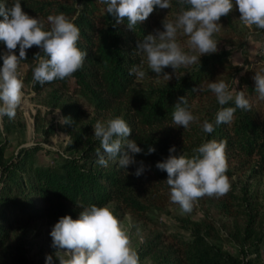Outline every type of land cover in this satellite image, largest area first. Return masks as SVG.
Instances as JSON below:
<instances>
[{"label": "trees", "instance_id": "16d2710c", "mask_svg": "<svg viewBox=\"0 0 264 264\" xmlns=\"http://www.w3.org/2000/svg\"><path fill=\"white\" fill-rule=\"evenodd\" d=\"M13 2L7 0L9 6ZM20 4L29 16L43 21H47L48 15L64 14L79 28L77 47L87 53L82 67L70 77L42 86L33 81V68L38 63L35 55L40 49L37 46L26 49L27 59L20 64H29L34 90L39 91L55 84L69 87L72 82L73 92L84 97L95 109L117 110L132 129L128 139L134 140L142 151L129 153L137 163L126 169L113 161L103 167L97 163L99 141L95 137L84 138L80 131L67 148L72 151L68 154L40 146L23 148L19 155L9 158H3L0 153V250L15 225L44 217L56 223L64 215L76 219L81 211L78 204L104 206L116 202L136 213L145 211L146 205L138 199L136 192L140 176L133 173L143 162L145 170L142 174L148 170L159 181L167 179V173L157 169L156 163L165 160L169 156V148L173 146L167 135L173 125L172 114L179 97L187 99L188 103L182 106L190 112H194L195 106L199 104H208L205 109L208 118L197 121L199 125L205 120L215 124V115L221 107H235L234 101L224 106L217 103L215 94L207 88L210 81L223 80L233 96L243 92L252 105L251 111L236 109L233 121L216 125L212 133L203 132L202 127L197 128L200 141L188 149L175 147L176 151L172 155L191 158L196 155L193 150L201 144L210 140H223L226 141V160L228 155L250 159L254 161V172H264V100L258 99L254 90L255 73L264 74V64L239 68L230 61L232 52L220 49L211 55L201 56L200 64H194L185 74L177 76L162 88H139L135 83V75L129 74L133 66L149 69L144 65L145 59L137 50V44L147 34L163 31L162 22L170 17L171 12L180 11L177 0H171L172 7L169 9L155 7L149 17L138 22L134 29L127 27L126 20L115 24L101 0H20ZM255 29L264 36V29ZM6 51V46L0 43V55ZM14 52L18 56L19 47ZM63 111L65 117L72 120L71 124H65L63 128H73L80 119V109L76 107L71 111ZM158 129L166 135L158 137L145 131ZM195 129L192 127L190 130ZM149 147L155 151L148 153ZM40 150L49 156L46 163H41L36 157ZM124 150L127 151L126 146ZM228 174L230 171L227 169ZM137 253L140 260L150 253L154 254L155 250L147 248L144 251L137 250ZM154 264L261 263L253 259H240L202 240L196 243L183 240L176 248L169 247L158 254Z\"/></svg>", "mask_w": 264, "mask_h": 264}, {"label": "clouds", "instance_id": "9594fccd", "mask_svg": "<svg viewBox=\"0 0 264 264\" xmlns=\"http://www.w3.org/2000/svg\"><path fill=\"white\" fill-rule=\"evenodd\" d=\"M106 5L105 11L114 18L115 24L127 21V27L134 29L138 22L145 21L155 7L169 9L171 0H101ZM180 11L174 20L163 21V31L149 33L137 44L147 63V67L166 81L172 74L163 70L200 64L202 55H211L218 51L213 35L220 30V19L233 9L232 0H177ZM7 5V6H6ZM240 21L248 27L264 29V0H235ZM0 43L7 51L0 55V123L3 117L14 119L17 108L22 102L23 81L18 67L27 59L26 49L37 46L40 52L38 63L33 68V81L40 85L63 80L78 71L87 53L77 47L80 36L79 28L64 14L48 15L45 22L25 13L20 0H14L9 6L7 0L0 2ZM115 24L113 26H115ZM178 35L186 36L188 51L178 43ZM19 47V55L14 52ZM43 53V55H40ZM130 75L139 80L146 76L140 66H133ZM255 92L264 100V74L257 72L254 76ZM207 88L211 90L220 106L234 101L235 107H221L215 115V124L205 120L202 130L212 133L216 125L231 123L236 109L251 111V103L243 92L233 96L229 86L223 81H210ZM196 90V89H194ZM203 90V89H201ZM187 99L182 96L175 104L172 124L188 128L197 119L186 107ZM70 117H63L62 124H71ZM94 136L99 141L96 150L97 163L107 167L109 161L116 162L126 169L136 164L133 155L140 153L134 140L128 139L132 129L122 118H113L107 123L96 122ZM125 146L127 151H125ZM101 149L103 150L101 152ZM226 141L210 140L194 149L191 158L184 155H172L175 146L169 148V156L156 163V168L167 173L166 183L170 188V201L179 205L182 213H190L194 203L200 198L222 197L230 190V181L226 175L228 168ZM153 147L148 153L154 152ZM145 170L143 162L139 163L133 173L140 176ZM81 211L77 219L69 215L61 216L53 225L50 236L52 247L59 264H139V256L132 248L129 235L121 222L107 206L89 204L77 205ZM131 225V218H129ZM53 256L46 255L45 264H52Z\"/></svg>", "mask_w": 264, "mask_h": 264}, {"label": "rangeland", "instance_id": "374dc122", "mask_svg": "<svg viewBox=\"0 0 264 264\" xmlns=\"http://www.w3.org/2000/svg\"><path fill=\"white\" fill-rule=\"evenodd\" d=\"M232 2V11L221 17L220 30L213 35V39L217 42L218 50L229 49L232 52L230 61L237 67H259L264 64V36L254 26L250 28L240 21L235 0ZM177 14L171 12L166 21L174 20ZM47 25L45 23V28L50 27ZM177 39L182 48L188 51V38L178 35ZM144 65L147 66L145 60ZM192 66L178 68L175 73L170 67L165 68L164 72L172 74L168 81L162 75L157 76L151 70L144 69L146 76L142 80L136 78L135 83L143 89L162 88ZM29 69L27 63L18 67L24 87L15 118L4 116L0 123V153L3 158L19 155L23 148L32 146L61 154L71 153L67 148L78 132L82 131L84 138L95 137L93 128L97 121L106 124L110 119L122 118L117 110L95 109L84 97L73 92L72 82L69 87L55 84L39 91L34 90ZM207 106H195L191 113L197 119L188 128L170 127L167 136L172 145L182 150L200 141L197 128L202 125L196 122L208 118L205 110ZM76 107L80 109V119L73 128H63L65 124L60 122L65 117L63 110L71 111ZM192 127L196 129L191 131ZM145 131L158 137L166 135L160 129ZM36 157L41 163L49 160L42 150L36 153ZM227 164L231 185L228 193L219 198H200L190 213H182L179 205L170 201V188L166 180H157L148 170L140 175L136 190L138 199L146 205L145 211L136 213L116 202L104 205L111 209L127 231L133 249L155 250L154 254L140 259L139 264H154L158 254L169 247L176 248L183 240L189 243L202 240L240 259H253L264 264V172L253 171V160L232 155H228ZM54 224L44 217L15 225L0 250V264H45L46 255L53 256L52 264H59L50 236Z\"/></svg>", "mask_w": 264, "mask_h": 264}]
</instances>
